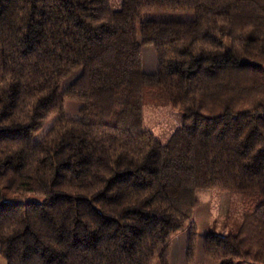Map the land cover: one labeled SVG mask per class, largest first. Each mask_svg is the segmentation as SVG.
<instances>
[{
  "label": "trees",
  "instance_id": "trees-1",
  "mask_svg": "<svg viewBox=\"0 0 264 264\" xmlns=\"http://www.w3.org/2000/svg\"><path fill=\"white\" fill-rule=\"evenodd\" d=\"M155 12L194 20L143 22ZM160 93L182 118L166 145L141 127ZM199 190L237 193L242 210L203 255L264 264V0H0L5 264H170L184 232L192 264Z\"/></svg>",
  "mask_w": 264,
  "mask_h": 264
},
{
  "label": "rangeland",
  "instance_id": "rangeland-1",
  "mask_svg": "<svg viewBox=\"0 0 264 264\" xmlns=\"http://www.w3.org/2000/svg\"><path fill=\"white\" fill-rule=\"evenodd\" d=\"M123 0H110V8L114 12L121 10ZM143 22L155 23H185L192 22L194 15L190 13H166L155 12L147 13L142 18ZM157 70V61L152 47L147 46L142 50V71L145 74H155ZM78 73L64 80L62 88L69 86L77 77ZM159 103L155 105H147L142 108L141 127L143 131L153 134L161 144L166 145L173 133L182 126V118L178 111L172 108L166 94L160 93ZM80 105L73 102L65 103V117L69 119H78V111ZM57 117H52L44 127L36 134L32 143L39 142L45 133L56 122ZM203 196H208L204 199ZM196 200L201 202V207L208 212L211 219V225L214 231L220 235H234L237 232L238 225L242 222V210L240 205V195L233 194H217L208 191H196ZM186 236V233L178 235L177 240ZM203 241L204 236H198L195 250L196 264H204L201 262L203 258ZM207 260V259H206ZM209 260V259H208ZM211 262V261H210ZM0 264H5L0 257Z\"/></svg>",
  "mask_w": 264,
  "mask_h": 264
},
{
  "label": "crops",
  "instance_id": "crops-1",
  "mask_svg": "<svg viewBox=\"0 0 264 264\" xmlns=\"http://www.w3.org/2000/svg\"><path fill=\"white\" fill-rule=\"evenodd\" d=\"M207 197L208 196H203L204 199H207ZM198 203H199L198 207L195 209L193 214V220L198 228L199 236H204L207 231L214 230V227H212L211 225V219L208 216V212L201 207L200 201H198ZM177 237L172 240L170 264H187L186 263L187 236H181L182 238H180V240H177ZM202 257L203 258H201V262H203L204 264H214L212 263V261L210 262V260H208L204 255ZM196 263L197 262L194 261L192 264H196Z\"/></svg>",
  "mask_w": 264,
  "mask_h": 264
}]
</instances>
